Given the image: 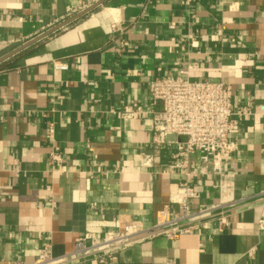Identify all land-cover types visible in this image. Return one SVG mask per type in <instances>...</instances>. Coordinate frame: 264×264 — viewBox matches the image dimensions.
Segmentation results:
<instances>
[{
	"label": "crops",
	"instance_id": "crops-1",
	"mask_svg": "<svg viewBox=\"0 0 264 264\" xmlns=\"http://www.w3.org/2000/svg\"><path fill=\"white\" fill-rule=\"evenodd\" d=\"M98 1L0 0V264H30L43 243L63 256L85 233L148 228L176 208L184 177L167 170L175 147L151 141L161 104L148 85L187 64L252 111L222 177L192 180V207L226 203L227 223L142 238L105 264H264V0H105L70 21Z\"/></svg>",
	"mask_w": 264,
	"mask_h": 264
},
{
	"label": "built area",
	"instance_id": "built-area-1",
	"mask_svg": "<svg viewBox=\"0 0 264 264\" xmlns=\"http://www.w3.org/2000/svg\"><path fill=\"white\" fill-rule=\"evenodd\" d=\"M62 67L64 65H56V68ZM190 68L191 65L187 64L177 74L156 77L148 85L152 104H161L159 110H149L153 127L151 141L157 147H175L174 161L167 166V170L184 177L172 193L176 208L165 206L160 209L155 222L148 228L128 223L121 229L106 231L100 236L85 233L76 237L73 251L63 256H55L51 244L43 243L36 259L30 264H84L91 259L97 264H105L113 261L119 251L142 238L160 235L174 239L206 227L212 219L218 222L220 230L224 228L231 208L226 203H218L194 209L192 202L198 194L192 180L196 175L208 173L222 177L224 163L236 148L230 135L239 120L252 111L249 106L234 109L232 87L228 83L191 79ZM259 108L264 111V105ZM143 112L142 107H130L122 115L131 117ZM51 158L61 160L58 147L51 152ZM138 162L142 167H151L153 156L140 152ZM260 194L264 195V191ZM259 225L264 228V220ZM140 233L144 235L136 237ZM15 264L26 263L17 261ZM166 264H173V261L168 260Z\"/></svg>",
	"mask_w": 264,
	"mask_h": 264
},
{
	"label": "water",
	"instance_id": "water-1",
	"mask_svg": "<svg viewBox=\"0 0 264 264\" xmlns=\"http://www.w3.org/2000/svg\"><path fill=\"white\" fill-rule=\"evenodd\" d=\"M104 1H105V0H100V1H98L97 3H95L94 5H92L91 7H89L88 9H86L85 11H83V12L77 14V15H76L75 17H73L70 21H73V20L77 19L79 16L85 14L86 12L90 11V10L93 9L94 7H96V6H98V5L102 4V3H104ZM23 47H24V46H23ZM23 47H20L18 50L22 49ZM18 50H17V51H18Z\"/></svg>",
	"mask_w": 264,
	"mask_h": 264
}]
</instances>
